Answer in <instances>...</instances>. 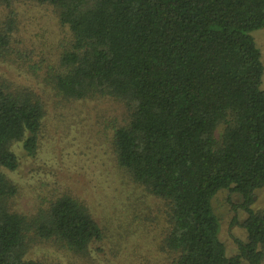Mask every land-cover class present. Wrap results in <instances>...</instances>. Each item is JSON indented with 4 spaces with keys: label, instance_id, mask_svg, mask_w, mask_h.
<instances>
[{
    "label": "trees",
    "instance_id": "1",
    "mask_svg": "<svg viewBox=\"0 0 264 264\" xmlns=\"http://www.w3.org/2000/svg\"><path fill=\"white\" fill-rule=\"evenodd\" d=\"M25 3L49 8L64 29L55 63L46 56L27 67L49 97L125 107L112 149L131 180L163 203L161 249L172 264H264V210L251 209L264 187L263 65L250 35L264 28V0H0L9 10ZM12 25L0 22V61L10 57ZM29 55L20 54V67ZM44 114L31 88L0 84V264H58L29 254L53 245L83 255L102 237L76 197L30 217L11 210V148L36 154ZM220 190L239 194L231 207L246 214L233 255L218 238L212 199Z\"/></svg>",
    "mask_w": 264,
    "mask_h": 264
},
{
    "label": "rangeland",
    "instance_id": "2",
    "mask_svg": "<svg viewBox=\"0 0 264 264\" xmlns=\"http://www.w3.org/2000/svg\"><path fill=\"white\" fill-rule=\"evenodd\" d=\"M17 9L0 4L1 28L13 24L10 57L7 54L8 59L0 61V84L31 88L44 98L45 114L36 154L28 156L21 143L11 148L18 161L15 171H4L17 188L11 210L30 217L58 197H76L102 235L83 255L43 245L31 250L29 257L58 264H172L161 249L166 229L163 203L131 180L118 166L112 149L113 129L127 120L125 107L109 98L55 102L49 97V88L27 67L46 56L55 63L64 29L49 8H28L25 3ZM250 35L260 52V89L264 90V28ZM20 54H30L31 62L24 68ZM252 200V211L264 210V187L253 192ZM241 202V196L229 190H220L212 199L218 238L228 255L236 253L234 240L246 237L242 227L246 214L231 207Z\"/></svg>",
    "mask_w": 264,
    "mask_h": 264
}]
</instances>
